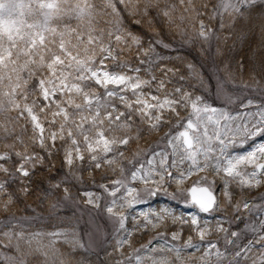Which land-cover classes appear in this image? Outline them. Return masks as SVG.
<instances>
[{
    "label": "snow or ice",
    "instance_id": "1",
    "mask_svg": "<svg viewBox=\"0 0 264 264\" xmlns=\"http://www.w3.org/2000/svg\"><path fill=\"white\" fill-rule=\"evenodd\" d=\"M262 187L264 0H0V264H264Z\"/></svg>",
    "mask_w": 264,
    "mask_h": 264
},
{
    "label": "rangeland",
    "instance_id": "2",
    "mask_svg": "<svg viewBox=\"0 0 264 264\" xmlns=\"http://www.w3.org/2000/svg\"><path fill=\"white\" fill-rule=\"evenodd\" d=\"M148 143H151L152 141H154L155 139H157L156 136H152V137H148L146 138ZM38 173H40L41 175H39L40 177L42 176L44 181H47L45 179V177L49 176L50 174L47 171H38ZM62 175V174H60ZM85 175L87 176V173H85ZM99 178V173H97V179ZM87 179V177L85 178ZM41 182V181H40ZM42 183V182H41ZM42 186V185H38ZM259 192H264V187L260 188L258 190ZM258 192H253L251 193L252 196L257 195ZM166 201H158V203H164ZM32 204L33 207H37L38 209L40 208H47V201H44L43 203H41L40 201H38L36 199L35 196L27 198L24 203H22L20 205L21 208L24 207V204ZM174 207L177 208V211H186V209H184L183 207L177 206V205H173ZM143 207V206H141ZM46 215V213H44ZM147 239V237H145V240ZM104 238L103 236L98 237V239L96 240L95 246L89 250L88 252H81L77 255V259H84L86 264H105V250H104Z\"/></svg>",
    "mask_w": 264,
    "mask_h": 264
},
{
    "label": "trees",
    "instance_id": "3",
    "mask_svg": "<svg viewBox=\"0 0 264 264\" xmlns=\"http://www.w3.org/2000/svg\"><path fill=\"white\" fill-rule=\"evenodd\" d=\"M173 55H176V54L174 53ZM179 55L184 56V57L187 58V59H191L193 56H195V53H194V52L189 53L187 49H180V51H179ZM156 137H157V136H156ZM60 174L63 175L62 172H61ZM39 175H41V174L37 172L36 176L34 177V180L36 181V183L33 185V187H34V188H35V187H38V185H42L43 187H47V181L42 180L43 177H42V176L40 177ZM86 177H87V176L85 175V178H86ZM40 181H41L42 183H41ZM33 196H35V195H33ZM33 196H32V197H33Z\"/></svg>",
    "mask_w": 264,
    "mask_h": 264
}]
</instances>
